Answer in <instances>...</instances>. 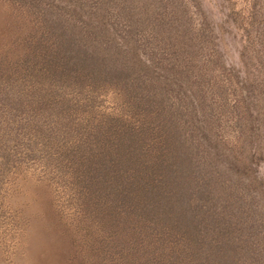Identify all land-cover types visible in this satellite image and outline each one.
<instances>
[{
  "label": "trees",
  "instance_id": "trees-1",
  "mask_svg": "<svg viewBox=\"0 0 264 264\" xmlns=\"http://www.w3.org/2000/svg\"><path fill=\"white\" fill-rule=\"evenodd\" d=\"M13 1L35 23L24 61L39 60L28 75L38 92L105 85L137 117L134 127L115 118L122 126L91 152L82 202L93 263L264 264L260 97L239 81L241 156L238 141L215 134L217 114L235 109L214 102L225 87L215 79L212 88L200 60L208 32L178 22L174 0ZM212 51L232 66L223 47Z\"/></svg>",
  "mask_w": 264,
  "mask_h": 264
},
{
  "label": "rangeland",
  "instance_id": "rangeland-1",
  "mask_svg": "<svg viewBox=\"0 0 264 264\" xmlns=\"http://www.w3.org/2000/svg\"><path fill=\"white\" fill-rule=\"evenodd\" d=\"M174 1L178 22L187 18L194 31L209 34L200 60L211 64L212 88L215 79L225 87L214 102L235 109L217 114L215 134L229 144L238 141L236 153L243 156L248 130L242 124L248 123L238 109L244 77L260 97L264 122V0ZM30 25L33 17L21 5L0 0V264H94L93 221L82 202L91 152L103 149L105 135L124 121L134 127L137 117L105 85L38 92L28 75L39 60L24 61ZM215 44L231 67L215 59ZM115 118L124 121L115 125ZM256 162L264 179V150ZM253 207L260 208L255 201Z\"/></svg>",
  "mask_w": 264,
  "mask_h": 264
}]
</instances>
